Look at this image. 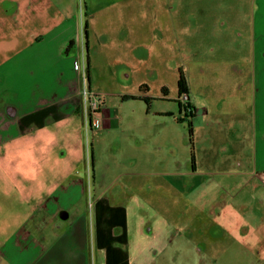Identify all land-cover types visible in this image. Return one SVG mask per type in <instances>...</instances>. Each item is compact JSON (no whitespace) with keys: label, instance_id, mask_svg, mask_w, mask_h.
<instances>
[{"label":"crops","instance_id":"1","mask_svg":"<svg viewBox=\"0 0 264 264\" xmlns=\"http://www.w3.org/2000/svg\"><path fill=\"white\" fill-rule=\"evenodd\" d=\"M83 1L81 10L80 0H0V264H178L173 250L185 264H220L237 243L248 264H264V0L232 44L255 62L230 71L217 108L194 110L196 150V138L189 157L176 131L160 134L170 159L158 185L178 196L177 213L123 178L127 144L120 153L91 150L84 51L90 27L114 3ZM112 109L103 99L101 128L127 134ZM223 117L228 129L216 128ZM220 150L228 164L211 172L212 210L187 213L184 189L196 190L198 167ZM200 214L210 219L204 232L192 226Z\"/></svg>","mask_w":264,"mask_h":264},{"label":"rangeland","instance_id":"2","mask_svg":"<svg viewBox=\"0 0 264 264\" xmlns=\"http://www.w3.org/2000/svg\"><path fill=\"white\" fill-rule=\"evenodd\" d=\"M107 1H113L114 8L105 9L90 27V44L84 51V64L85 68L89 65L85 70L89 72L91 85L86 82L85 87L97 92L109 108L122 115L129 130L124 134L120 128H101V119L97 118L101 114L93 113V129L88 133L91 150L96 154L100 150L120 153L122 146L127 144L129 148L123 153L126 171L123 178L135 183L132 188L139 185L135 189L159 209L161 203L167 205V198L171 208L173 205L177 208L171 212L177 213L178 196L168 187L158 185L163 177L159 172L170 159L160 134L163 130L176 131L179 148L189 157L195 138V150L199 146L197 136L190 131L195 114L191 112L199 108L203 115L207 106L217 108L215 102L227 97L230 71L243 65L252 66L250 61L255 62L245 46L239 50L232 44L242 42L258 0ZM80 2L83 10L84 1ZM240 32L243 35L238 34ZM181 71L189 85L188 100L179 94ZM85 115L89 120V109ZM175 118H180L181 124L176 125ZM224 119L215 123L216 128L228 129ZM205 128L196 130L200 132ZM132 134L138 139H131ZM226 161L223 150L214 160L204 159L198 167L201 173L196 175L201 183L196 187L198 200L193 196L196 190L188 187L183 191L187 213L212 210L213 186L208 185L211 172L228 164ZM209 221L200 214L197 219L193 218L192 226H202L200 231L204 232L207 229L203 227L210 228ZM238 245L234 254L229 247L220 264H248V250ZM188 257L193 259L194 256L188 253ZM171 258H178V264H185L181 250H173Z\"/></svg>","mask_w":264,"mask_h":264},{"label":"built area","instance_id":"3","mask_svg":"<svg viewBox=\"0 0 264 264\" xmlns=\"http://www.w3.org/2000/svg\"><path fill=\"white\" fill-rule=\"evenodd\" d=\"M81 94L87 99L89 103V111L91 115V122L93 123V113L98 114L103 106V99L102 97L95 91H93L90 88L84 87L81 90ZM180 97L184 98L185 100H188L189 92L186 91L183 94L180 95ZM99 119V117H97ZM96 119V118H95ZM96 123V120H95Z\"/></svg>","mask_w":264,"mask_h":264},{"label":"trees","instance_id":"4","mask_svg":"<svg viewBox=\"0 0 264 264\" xmlns=\"http://www.w3.org/2000/svg\"><path fill=\"white\" fill-rule=\"evenodd\" d=\"M186 91H188L187 82H186V79H185L183 72L181 71V76H180V80H179V93L181 95ZM191 111H192V109H191ZM192 113H194V111H192ZM191 125L192 124L190 123V125H189L190 131H191V134H193V127ZM193 160H194V152H193Z\"/></svg>","mask_w":264,"mask_h":264},{"label":"bare ground","instance_id":"5","mask_svg":"<svg viewBox=\"0 0 264 264\" xmlns=\"http://www.w3.org/2000/svg\"><path fill=\"white\" fill-rule=\"evenodd\" d=\"M188 88V87H187ZM178 101H180V100H178ZM187 104V103H186ZM180 105V104H179ZM192 113V112H191ZM192 154V153H191Z\"/></svg>","mask_w":264,"mask_h":264}]
</instances>
